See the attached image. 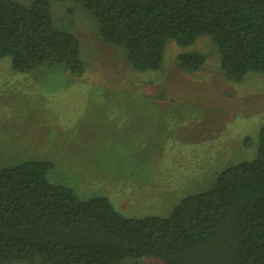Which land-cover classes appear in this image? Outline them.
<instances>
[{"label": "trees", "instance_id": "trees-1", "mask_svg": "<svg viewBox=\"0 0 264 264\" xmlns=\"http://www.w3.org/2000/svg\"><path fill=\"white\" fill-rule=\"evenodd\" d=\"M51 1L0 0V59L22 73L60 66L81 76L80 39L59 28ZM99 22L136 71L159 69L167 41L217 46L227 79L264 75V0H74ZM179 65L197 71L199 52ZM248 141V140H247ZM248 143V142H247ZM257 154L217 173L167 216L127 217L106 196L83 198L49 179L50 160L0 167V264H264V125Z\"/></svg>", "mask_w": 264, "mask_h": 264}, {"label": "rangeland", "instance_id": "rangeland-1", "mask_svg": "<svg viewBox=\"0 0 264 264\" xmlns=\"http://www.w3.org/2000/svg\"><path fill=\"white\" fill-rule=\"evenodd\" d=\"M51 11L80 39L84 73L47 65L22 73L10 55L0 59V167L50 160L51 181L83 198L106 196L124 216L142 218L167 216L218 172L256 156L264 75L227 79L211 36L188 47L169 39L159 69L136 71L123 48L102 41L98 20L79 3L51 1ZM194 52L205 63L187 71L178 56Z\"/></svg>", "mask_w": 264, "mask_h": 264}]
</instances>
